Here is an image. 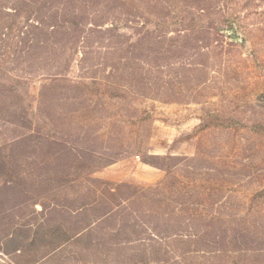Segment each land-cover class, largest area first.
<instances>
[{
  "label": "rangeland",
  "instance_id": "374dc122",
  "mask_svg": "<svg viewBox=\"0 0 264 264\" xmlns=\"http://www.w3.org/2000/svg\"><path fill=\"white\" fill-rule=\"evenodd\" d=\"M0 264H264V0H0Z\"/></svg>",
  "mask_w": 264,
  "mask_h": 264
}]
</instances>
